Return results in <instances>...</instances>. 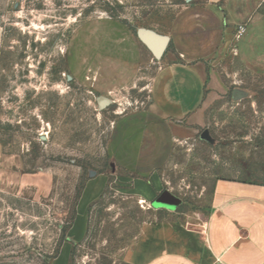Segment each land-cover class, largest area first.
Listing matches in <instances>:
<instances>
[{"label":"rangeland","instance_id":"rangeland-1","mask_svg":"<svg viewBox=\"0 0 264 264\" xmlns=\"http://www.w3.org/2000/svg\"><path fill=\"white\" fill-rule=\"evenodd\" d=\"M207 2L0 0V264H50L65 241L70 264H141L200 240L218 182L264 184V71L232 51L206 63L197 122L172 120L190 135L171 141L150 176L111 148L122 116L148 108V78L179 60L171 44L160 59L146 48L130 70L118 65L120 41L141 29L167 35L180 11ZM99 176L107 183L72 243L75 196L79 205Z\"/></svg>","mask_w":264,"mask_h":264},{"label":"crops","instance_id":"crops-1","mask_svg":"<svg viewBox=\"0 0 264 264\" xmlns=\"http://www.w3.org/2000/svg\"><path fill=\"white\" fill-rule=\"evenodd\" d=\"M263 3L264 0H208L205 5L178 13L164 36L173 49L169 60H179L160 67L148 78V108L124 115L116 124L111 148L121 166L150 176L167 160L171 141L190 135L189 129L172 120L185 119L190 125L197 122L206 94L208 61L216 60L218 65L232 51L249 69L264 71V16L259 13ZM239 25L246 29L237 38L235 29ZM120 42L118 65L130 70L138 68L146 47L136 35H126ZM180 71L190 75L189 82L184 83L178 75ZM106 183L105 176L87 183L76 209V223L70 229L73 231L77 225L79 231L67 238L72 243L83 236L84 210L100 196ZM214 198L199 241L190 237L181 248L160 251L141 264H264V184L220 181ZM71 251L72 244L65 241L50 264H70Z\"/></svg>","mask_w":264,"mask_h":264},{"label":"water","instance_id":"water-1","mask_svg":"<svg viewBox=\"0 0 264 264\" xmlns=\"http://www.w3.org/2000/svg\"><path fill=\"white\" fill-rule=\"evenodd\" d=\"M139 41L149 50L156 59L163 57L169 45V39L150 30L141 29L137 32ZM109 102L106 99L100 100V106L104 107Z\"/></svg>","mask_w":264,"mask_h":264},{"label":"trees","instance_id":"trees-1","mask_svg":"<svg viewBox=\"0 0 264 264\" xmlns=\"http://www.w3.org/2000/svg\"><path fill=\"white\" fill-rule=\"evenodd\" d=\"M79 199H80V194H77V195L75 196L74 202H73V204H72V212H71V216H70V218H69V221L66 223V224H68V225L71 224V223L74 221L75 217H76V208H77V205H78V201H79ZM66 228H67V226H66V227H61V228H60V230H61V232H62L63 234H64ZM63 240H64V239H63V236H62V238H61V242H62ZM58 252H59V249H57V251L54 253V257L57 256ZM54 257H53V258H54Z\"/></svg>","mask_w":264,"mask_h":264},{"label":"built area","instance_id":"built-area-1","mask_svg":"<svg viewBox=\"0 0 264 264\" xmlns=\"http://www.w3.org/2000/svg\"><path fill=\"white\" fill-rule=\"evenodd\" d=\"M245 26L244 25H239L237 26L236 30H235V35L237 38H239L240 36H242L245 32Z\"/></svg>","mask_w":264,"mask_h":264},{"label":"bare ground","instance_id":"bare-ground-1","mask_svg":"<svg viewBox=\"0 0 264 264\" xmlns=\"http://www.w3.org/2000/svg\"><path fill=\"white\" fill-rule=\"evenodd\" d=\"M143 204V203H142Z\"/></svg>","mask_w":264,"mask_h":264}]
</instances>
